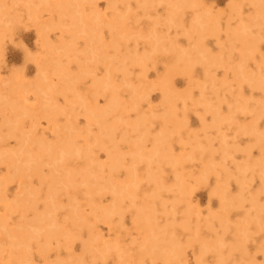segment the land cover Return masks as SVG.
<instances>
[{
  "label": "rangeland",
  "instance_id": "1",
  "mask_svg": "<svg viewBox=\"0 0 264 264\" xmlns=\"http://www.w3.org/2000/svg\"><path fill=\"white\" fill-rule=\"evenodd\" d=\"M264 0H0V264H264Z\"/></svg>",
  "mask_w": 264,
  "mask_h": 264
},
{
  "label": "bare ground",
  "instance_id": "2",
  "mask_svg": "<svg viewBox=\"0 0 264 264\" xmlns=\"http://www.w3.org/2000/svg\"><path fill=\"white\" fill-rule=\"evenodd\" d=\"M255 84L258 85V86H264V76L262 78H256L255 79Z\"/></svg>",
  "mask_w": 264,
  "mask_h": 264
}]
</instances>
